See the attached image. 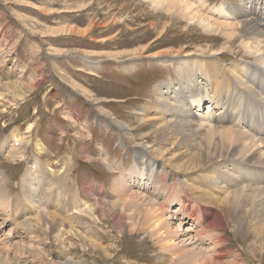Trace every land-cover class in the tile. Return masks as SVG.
<instances>
[{"label": "rangeland", "instance_id": "1", "mask_svg": "<svg viewBox=\"0 0 264 264\" xmlns=\"http://www.w3.org/2000/svg\"><path fill=\"white\" fill-rule=\"evenodd\" d=\"M186 1L193 5L189 10L224 22L217 35L182 16L189 10L171 13L164 4L153 6L152 0H0V199L6 200L0 205V264H165L151 241L140 243L141 231L129 223L125 234L116 227L113 214L97 223L106 252L94 253L71 237L64 239L65 244L73 241L70 247L51 243L34 222L33 210L18 211L14 204L24 201L21 179L34 158L49 173L67 172L63 186L77 187L82 200L87 197L82 192L91 187L103 190L100 196H110L108 201L115 199L111 186L118 168L128 169L135 161L145 164L158 147L149 122L152 113L141 109L156 100L154 87L175 82L183 68L194 66L199 84L212 90L220 64L227 75L223 81L231 83L223 88H232L229 99L241 103L237 111L234 104L226 107L237 113L239 122L252 118L255 130H247L259 132L255 116L264 114V105L246 95L242 77L251 69V54L239 43V24L225 22L238 19L224 21L223 13L215 11L223 3L240 11L243 2ZM223 31L230 36L225 38ZM223 46V53L214 54ZM245 105L254 109V119L242 114ZM205 111L204 106L201 113ZM13 133L22 139L18 153L6 146ZM168 175L163 179L171 183L180 176ZM259 196L257 203L264 202V194ZM231 221L224 233L234 254L222 263L264 264V241L245 238Z\"/></svg>", "mask_w": 264, "mask_h": 264}, {"label": "bare ground", "instance_id": "2", "mask_svg": "<svg viewBox=\"0 0 264 264\" xmlns=\"http://www.w3.org/2000/svg\"><path fill=\"white\" fill-rule=\"evenodd\" d=\"M152 1L153 6L164 4L169 11L184 13L193 6L186 0ZM241 1L240 11L226 3L219 4L215 11L223 13L224 21L238 19L225 22L229 26L239 24V43L251 54V69L242 76L247 81L244 92L264 105V69L260 68L264 67V0ZM245 7L255 14V19L246 16ZM195 11L189 10L182 16L203 23L206 32L214 33L224 23ZM222 33L225 38L230 36V32ZM245 35L249 38H244ZM222 48L214 54L223 53ZM198 74L194 66L183 68V74L177 75L175 82L164 81L154 87L156 100L141 110L144 114L152 113L149 122L157 135L158 147L145 164L135 161L128 169L118 168L119 175L111 186L115 199L108 201L110 196H100L103 190L91 187L82 192L87 195L82 200L77 187L73 191L63 186L67 172L49 173L34 158L21 179L24 201L16 202L15 210H33L34 222L51 243L65 244L64 239L71 237L87 244L88 252L94 253L106 252L101 248L103 236L97 223L107 220L106 214H113L116 227H121L125 234V223H129L134 230L141 231L144 237L140 243L151 241L165 264H223L225 257L234 254L224 233L231 220L236 221L237 231L245 238L256 239L255 243L264 241V202L257 203L260 193L264 194V114L257 117L254 109L245 105L242 114L255 116L260 129L257 134L249 132L247 129L255 130L252 118L238 121L235 111L241 103L236 100L232 103L229 94L233 89L223 88L231 83L223 81L226 73L222 75L221 65L213 81L218 85L212 90L199 84ZM207 79L211 81L212 76ZM199 96L200 100L196 99ZM227 104H234L235 111L227 108ZM204 106L208 108L206 114L201 113ZM30 127L31 124L27 131ZM166 142L170 147H166ZM20 143L22 139L13 133L6 146L12 153L21 150ZM38 145L41 146L37 143L36 149ZM102 160L112 168L113 163L105 156ZM169 173L172 177L180 176L172 178L171 183L166 181ZM254 192L258 194L252 195ZM2 200L1 206L6 201ZM72 242L68 239L66 247L74 245ZM237 263L233 260L232 264Z\"/></svg>", "mask_w": 264, "mask_h": 264}]
</instances>
